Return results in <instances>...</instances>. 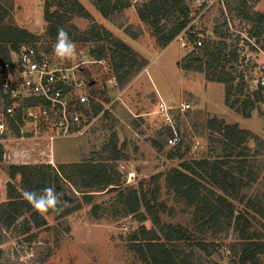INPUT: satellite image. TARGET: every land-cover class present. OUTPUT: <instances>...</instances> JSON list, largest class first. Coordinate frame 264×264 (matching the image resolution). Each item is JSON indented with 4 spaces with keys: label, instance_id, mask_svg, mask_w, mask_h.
Returning <instances> with one entry per match:
<instances>
[{
    "label": "trees",
    "instance_id": "16d2710c",
    "mask_svg": "<svg viewBox=\"0 0 264 264\" xmlns=\"http://www.w3.org/2000/svg\"><path fill=\"white\" fill-rule=\"evenodd\" d=\"M54 1L56 8L52 9L51 3ZM257 1L259 0H233L231 14L233 17L245 18L250 25L248 30L261 35L264 34V12L254 8ZM95 4L106 17L114 11H121L131 5L130 0H95ZM9 13L8 7L0 1V60L8 57L9 47H15L22 41H37L36 35L27 28L7 22L5 18ZM73 14L90 17V12L79 0L44 1L43 17L47 21L45 33L51 41L56 42L58 29L61 28L68 33L70 40L109 39V30L99 29L96 25L79 35L73 33L70 28L72 24H69ZM137 14L152 27L160 46L169 43L189 21L188 7L184 0H146L137 7ZM193 27L194 25L188 28V35L194 42V47L177 61L178 65L187 70L203 71L207 79L222 82L225 103L242 115L249 116L256 104L248 96L242 98L237 96V93L242 92L243 85L241 82H234L235 76L232 72L234 66L228 63L236 61L238 56L234 45L227 42L226 28L217 21L212 31H208L211 36L208 37L205 33L202 43L197 45L198 36L194 34ZM130 34L136 36L134 33ZM215 35L218 38H215ZM110 42L107 46L100 44L92 52L97 58L108 57L111 74L122 87L148 61L120 38L110 39ZM225 65L229 69H224ZM89 72L84 69L91 86V93L98 99L92 103L93 112L97 113L110 99L105 85L99 86L97 79ZM103 113L109 115L106 108ZM205 126L208 128V138L220 144L219 152L215 145H211V153L208 156L181 159L178 164L185 171L170 167L164 173L158 172L152 177L153 180H157L164 175L166 183L178 199L191 209L195 231L179 223L156 222L154 225L146 226L143 223L145 214L140 210L141 198H139L144 195L134 186H127L125 190L118 191L124 209L128 213L135 214L140 221L129 236V247L137 253L144 264H220L216 257L226 258L228 264H264L263 191L260 190L252 197H247L245 203L250 209L235 211V204L231 200L216 194L200 181L203 180L219 188L224 194L241 201L244 198V187H251V183L255 180L254 171L250 169L247 159L252 153L247 151L259 153L264 140L258 134L239 127L236 122L228 123L223 118L215 116L208 117ZM13 127L15 131L18 130L17 126ZM163 133L170 134V128L164 125ZM249 139L258 145L257 148L252 150L248 146ZM151 143L156 147L162 145L156 139H152ZM124 148L125 144H118V135L113 131L104 146L106 157L59 163L58 170L46 164H9L8 172L12 179L17 173L20 174L21 189H18L11 180L7 181V199L0 201V224L6 228L17 225L18 218L23 216L20 199L23 206L31 210L29 217L34 226L46 225L47 220L43 214L22 197L25 190L40 195L46 187H53L57 193H60L56 210L50 209L47 213L53 212L56 217H62L79 209L81 201L92 203L91 209L94 212L97 203L93 202L92 193H82L80 200L71 186L65 184V180L76 189L100 185L110 188L119 186L121 172L115 160L126 157ZM170 150L169 157L179 153L177 146ZM213 152L217 154H212ZM49 167L53 170L49 171ZM30 220L25 216L22 217L21 231L30 230ZM257 225L262 229H258ZM230 230L234 234V239L228 243L209 239L206 233L211 231L215 235L220 232L228 237ZM33 235L34 233H29L27 236L31 238ZM224 246L227 248V253ZM2 253L0 249V264H12L9 259L2 258Z\"/></svg>",
    "mask_w": 264,
    "mask_h": 264
},
{
    "label": "rangeland",
    "instance_id": "374dc122",
    "mask_svg": "<svg viewBox=\"0 0 264 264\" xmlns=\"http://www.w3.org/2000/svg\"><path fill=\"white\" fill-rule=\"evenodd\" d=\"M0 1L9 9L10 13L5 18L7 22L25 27L33 32L37 37L38 44L42 47H48L50 42H54L45 33L47 24L43 17L45 0ZM79 1L90 12V17L73 14L69 20V24H72L70 25L72 32L79 35L81 32L89 30L93 25L99 29L106 28L110 32L109 39L71 40L78 49L83 48L87 54L84 56L86 60L81 64L83 69L90 71L89 74L97 79L99 86L105 85L111 100L116 91L113 89L109 93L106 86L107 81L112 79L111 63L108 57H102V62H93L95 55L92 50L100 44L110 45V39H125L129 33L136 34L135 37L137 38L132 42V45H136L135 47L140 51L144 48H149L150 51L146 54L147 57L138 52L141 56L144 55L143 57L148 58L147 61L149 60L147 71L139 76L134 85L143 92L146 99L144 105L138 109L141 111L155 109L160 99L166 104H171L167 105L172 106L182 136L180 145L177 146L179 153L171 157L168 156L171 147L164 146L163 119L158 117V114L146 116L149 117L148 119L140 116L144 122L138 123L140 125L133 128L131 121H138L139 117H135L127 108L118 110L117 100L106 102L105 106L110 116L100 115L89 130L73 137L56 138L52 145H54L58 158H65V160L68 158L106 157L107 152L104 146L107 144L110 134L115 131L118 135V143H124L126 146L125 155L127 157L126 160L121 161L122 173L119 186L110 188V186L100 185L76 189L67 183L80 200L82 193H92L93 202L97 203L94 212L91 209L92 203L81 201V207L76 212L62 217L48 213L46 225L30 227L27 232L20 230L22 218L15 227L6 228L0 224L2 258L9 259L12 264H144L137 253L129 247V236L140 224V221L135 214L128 213L124 209L119 200L118 191L120 189L125 190L127 186L139 187L137 189L145 196L139 197L142 199L140 210L142 209V213L145 214L143 223L148 227L162 221L187 223L191 209L172 194L164 181V175L160 176L157 182H154L152 177L158 172L164 173L183 158L208 156L211 153V145H215L217 151H220V144L208 138L209 132L205 126L207 118L217 114L211 112V108L208 109L205 101H196V97L190 91L193 85L200 86L199 76L191 73L186 74L187 77L184 78L176 63L177 59L189 51L190 47H182L177 35L174 37L176 39L164 47L157 43L152 27L137 14V7L146 0H130V6L121 11H114L107 17L100 12L95 0ZM184 2L186 4V0ZM51 4V8L55 9L56 2ZM257 7L264 11V0H259L254 5L255 9ZM214 14L216 13L206 15L202 21L194 25L195 35L203 28L212 31L214 26L212 16ZM246 26L248 25L246 24ZM215 38L218 37L215 35ZM132 49L134 50V48ZM95 57L97 58V56ZM226 65L224 69H229ZM84 76L86 77L87 74H83ZM115 81L117 82V80ZM86 82H88L87 77ZM207 85L212 106L217 109L224 107L226 103L223 84L213 81ZM124 94V99L128 102L132 95L128 91ZM154 97L157 99L155 100ZM181 102H189L191 106L184 111H179L178 107ZM228 111L225 115L234 119L235 109L231 108ZM251 112L254 115H260L259 118L264 121L263 103H257ZM263 121L244 119L242 123L251 124L252 127L259 130L262 127L264 129ZM11 134L15 136L13 133ZM30 138L24 137L19 138L20 140L10 141L9 143L14 146L15 150L8 152L7 159L0 157V200L6 197V182L10 179L7 174L9 163L20 161L34 163L38 160L48 161L49 159V152L44 150L48 143L36 141L40 139ZM261 138L264 140V137L261 136ZM152 139H156L162 145L153 146ZM251 145L253 149L258 146L253 140ZM259 149L260 152L256 154L247 151L252 153L247 159H249L250 169L254 171L255 180L251 183V187H244V198L241 201L235 199L238 210L250 209L245 203L247 197H252L254 193L260 190L264 194V145ZM212 154L217 153L213 152ZM129 170H134L135 176L128 180L127 171ZM18 179H13L17 186H19ZM250 211L254 213L253 210ZM25 214H29V211L24 210L23 217ZM257 228L262 229L258 225ZM29 233H34V235L28 238ZM229 233L230 235L226 237L225 241H221L222 243H228L234 239V234L231 231ZM216 259L222 264H227V259L217 257Z\"/></svg>",
    "mask_w": 264,
    "mask_h": 264
},
{
    "label": "built area",
    "instance_id": "2783aa9c",
    "mask_svg": "<svg viewBox=\"0 0 264 264\" xmlns=\"http://www.w3.org/2000/svg\"><path fill=\"white\" fill-rule=\"evenodd\" d=\"M232 2L186 0L189 21L177 36L182 47L192 49L194 42L190 41L188 28L215 12L213 25L217 21L224 25L228 33L227 42L234 45L238 56L236 61L228 62L234 66V82L243 85L241 94L237 93V96H248L256 105L264 104V34L249 31L250 25L245 18L233 17ZM208 31L210 29L203 28L198 32L197 45L202 43V37ZM54 45L55 41L50 42L48 47L40 46L37 41H22L15 47H9L8 57L0 60V144L12 137L35 136L53 141L80 135L93 126L106 108L104 105L101 111L93 112L92 103L98 99L91 93L86 77H83L85 73L81 64L87 55L84 49L75 46L73 57L61 60L54 55ZM102 61V57H93V62ZM112 79L115 83L113 75ZM190 106L189 102H181L178 108L184 111ZM172 110L164 101L158 102L162 123L171 131L165 135L163 143L171 148L180 145L182 138ZM134 176V170L127 171L128 180Z\"/></svg>",
    "mask_w": 264,
    "mask_h": 264
},
{
    "label": "crops",
    "instance_id": "0c3cea01",
    "mask_svg": "<svg viewBox=\"0 0 264 264\" xmlns=\"http://www.w3.org/2000/svg\"><path fill=\"white\" fill-rule=\"evenodd\" d=\"M259 2V1H258ZM257 2V3H258ZM256 3V4H257ZM257 9L258 10H260V11H262L261 9H259L258 7H257ZM262 12H264V11H262ZM137 37H134V36H132L130 33L128 34V36H127V38H125V39H121V40H123L125 43H127L131 48H134V50L135 51H137V52H139L140 54H144L145 56H146V54L147 53H149L150 51H149V48H144L143 50H139L138 48H136L134 45H132V42L133 41H135V39H136ZM173 39H176V38H173ZM172 39V40H173ZM171 40V41H172ZM170 41V42H171ZM169 42V43H170ZM169 43H167V44H169ZM166 44V45H167ZM165 45V46H166ZM160 47V46H159ZM161 47H164V46H161ZM136 48V49H135ZM187 52H185L183 55H185ZM143 55V56H144ZM182 55V56H183ZM182 56H180L178 59H177V61L182 57ZM147 57V56H146ZM148 59V58H147ZM177 61H176V63H177ZM148 64H149V60H148V62H147V64L141 69V70H139L136 74H134L133 76H131L130 77V79L128 80V82L122 87V88H120L119 86H118V84H117V82H115V83H111V82H113L112 80L113 79H109L108 81L110 82H108L107 81V83H106V86L108 87V89H109V93L110 92H112L113 91V89H115L116 91H115V93L113 94V98L111 99V100H109V102L111 101V102H113V100H117L118 102H117V106H118V110L119 109H121V108H127L128 110H129V112L131 113V114H133L135 117H139L138 118V121H131V126L133 127V128H137L140 124H142L143 122H144V119L142 120V119H140L141 117L140 116H142L143 118H145V119H148L149 117H146V116H148V115H152L153 116V114H158L157 116L159 117H161L162 119H163V117H162V114H160L159 112H158V103H157V105H156V108L155 109H152V110H147V111H144V110H139L138 108L139 107H142L144 104V101L146 100L145 99V97H144V95H143V92L142 91H140L138 88H136V87H134V85H135V83H136V81H137V79L139 78V76L141 75V74H143V72H146L147 71V66H148ZM177 66L179 67V70H180V73L182 74V76H184V78L185 77H187L186 76V74H198V76H199V83H200V86H196V85H193L192 86V88H191V90L190 91H192V93L194 94V96L196 97V101H198V102H201V101H205L206 102V104H207V106H208V109L209 108H211V112H214V113H216L217 115H210L209 117H212V116H215V117H217V118H223L226 122H228V123H233V122H236V123H238V125H239V127H241V128H245V129H248V130H250L251 132H253V133H256V134H258L259 136H262V137H264V129H263V127L262 128H260L259 130L258 129H255L254 127H252L251 126V124H249V125H246V124H243L242 123V121L244 120V119H247V120H249V119H253V120H261V121H263V119L262 118H259L260 117V115H254V114H252V112H251V114L249 115V116H244V115H242L241 113H239V112H237L236 110V115H234V119H232L229 115H225L226 114V112L228 113L229 111V109H231V107H229L227 104H225V106L224 107H222L221 109H217V108H214L213 106H212V104H211V102H210V96H209V93H208V85L207 84H209V83H212L213 82V80H209V79H207L206 77H205V74H204V72L203 71H196V70H187V69H183V68H181L179 65H178V63H177ZM201 76V77H200ZM219 82V81H218ZM222 83V82H221ZM223 84V83H222ZM134 89V90H133ZM126 91H128V93L129 94H131L132 96L130 97V100L127 102V100H125L124 99V97H125V94H124V92H126ZM223 92H224V85H223ZM128 95V94H127ZM132 97H133V99H132ZM155 98V100L157 99L156 97H154ZM160 100H162V99H160ZM159 100V101H160ZM158 101V102H159ZM163 101V100H162ZM170 101V100H169ZM147 104V103H146ZM145 104V105H146ZM167 104H170V103H167ZM180 104V103H179ZM171 105V104H170ZM191 105V104H190ZM172 107V106H171ZM233 109V108H232ZM253 110V109H252ZM251 110V111H252ZM101 115V114H100ZM104 115V113H102V116ZM264 122V121H263ZM138 123H140L139 125H138ZM206 129H208V128H206ZM197 135V134H196ZM74 136H76V135H74ZM68 138V137H73V136H65V137H60V138ZM40 139V140H36V141H46L48 144L45 146V151H48L49 153H48V156H49V159H48V161H45V160H38V161H36V162H34V163H32V164H46V165H50L51 167H54L55 169H57L58 170V164L59 163H65V162H73V161H82V160H85V159H75V158H68V159H66L65 160V158H58V156L56 155V152H55V150H54V145H52V143H53V141L55 140H53V141H49L48 139H46V138H44V137H35V136H33V137H31L30 139ZM13 140H20L19 138H11V139H9L7 142H4L3 144H0V150H1V153H0V157H4L5 159H7L8 158V152L11 150H15V148H13L14 146L11 144V143H9L10 141H13ZM251 141H252V139H249L248 141H247V144H248V146H250V148L253 150V148H252V145H251ZM119 144V143H118ZM120 145V144H119ZM153 145V144H152ZM151 145V146H152ZM154 146V145H153ZM17 148V147H16ZM125 149H126V146H125V148H124V151H125ZM126 158L127 157H125V158H120V159H117V160H115V162L117 163V168L119 169V171L122 173V171H121V169H120V166L122 165L121 164V161H123V160H126ZM194 158H198V157H194ZM12 163H15V164H19V163H30V162H28V161H20V162H12ZM12 163H9V164H12ZM51 167H49L48 168V170L49 171H52L53 169L51 168ZM172 167H176V168H179V169H182V170H184L182 167H180L179 166V164H176V165H173ZM185 171V170H184ZM8 175H9V172L7 173ZM61 176H62V174H61ZM9 177H10V175H9ZM15 178H19L20 179V174L19 173H17L16 174V176L13 178V179H15ZM13 179L10 177V179L9 180H11L12 182H13ZM19 179H18V185H19ZM65 179V178H64ZM9 180H7V181H9ZM199 180H200V178H199ZM66 181V185H67V183H69V181H67V180H65ZM158 180H154V182H157ZM164 181H165V179H164ZM200 181H202V183L206 186V187H208V188H211L213 191H215V193L216 194H219V195H223L224 197H226L227 199H229V200H231L234 204L236 203V201H235V199L234 198H231L230 196H228V195H226V194H224L219 188H217V187H214V186H211L210 184H208L207 182H205V181H203V180H200ZM7 183V182H6ZM15 183V182H14ZM165 183H166V181H165ZM253 183V182H252ZM70 184V183H69ZM68 184V185H69ZM166 185L168 186V184L166 183ZM17 186V185H16ZM72 186V185H71ZM18 187V189H21L20 188V186H17ZM169 187V186H168ZM137 188H139V187H137ZM169 189L171 190V192H172V194L174 195V196H176L175 195V192L169 187ZM139 193H140V190H139ZM6 195V194H5ZM144 197V196H143ZM141 198H142V195H141ZM176 198L178 199V197L176 196ZM7 199V197H4V199H2V200H0V201H4V200H6ZM179 200V199H178ZM141 201H142V199H141ZM19 202H20V204H21V206L23 207V211L24 210H27L24 206H23V204H22V202H21V200L19 199ZM142 210V209H141ZM27 211H29V213H30V211L31 210H27ZM235 211H237V207H236V205H235ZM73 212H76V210L75 211H73ZM73 212H70V213H68V214H66V215H64V216H68V215H70V214H72ZM49 213H53V212H49ZM47 214L48 213H43V216L45 217V218H47ZM23 216H21V217H19L18 218V220H17V222L19 223L20 222V219L22 218ZM25 217H27L29 220H30V217H29V214H25ZM47 220V219H46ZM188 221L189 222H187V223H184V222H182V223H179V224H182V225H184V226H186L187 228H189L190 230H192V231H195V229H194V223H193V220H192V217H191V215H190V217L188 218ZM163 222V221H162ZM263 222H264V219H263ZM164 223H169V222H164ZM30 224L32 225L31 227H34V224L32 223V221L30 220ZM173 224H177V223H173ZM263 230V232H264V228L262 229ZM231 231V230H230ZM229 231V232H230ZM207 233V237L209 238V239H215L216 241H219V242H221V241H225L227 238H226V236H225V234H223V233H220V232H218V233H216L215 235L214 234H212L211 233V231H207L206 232ZM220 235H222L221 237H220ZM230 235V234H229ZM224 249H225V252L227 253V248H226V246H224ZM224 259H226V258H224ZM219 263L220 264H222L220 261H219ZM227 264H228V261H227Z\"/></svg>",
    "mask_w": 264,
    "mask_h": 264
},
{
    "label": "clouds",
    "instance_id": "9594fccd",
    "mask_svg": "<svg viewBox=\"0 0 264 264\" xmlns=\"http://www.w3.org/2000/svg\"><path fill=\"white\" fill-rule=\"evenodd\" d=\"M54 55L61 60L71 59L75 53V44L69 39L64 29H58L57 40L53 48ZM22 197L40 213H47L50 209L56 210L60 201V193L53 187H46L43 193L37 195L34 191L25 190Z\"/></svg>",
    "mask_w": 264,
    "mask_h": 264
},
{
    "label": "water",
    "instance_id": "95a60500",
    "mask_svg": "<svg viewBox=\"0 0 264 264\" xmlns=\"http://www.w3.org/2000/svg\"><path fill=\"white\" fill-rule=\"evenodd\" d=\"M207 35H208V37H209V36H211V33H210V32H208V34H207Z\"/></svg>",
    "mask_w": 264,
    "mask_h": 264
}]
</instances>
